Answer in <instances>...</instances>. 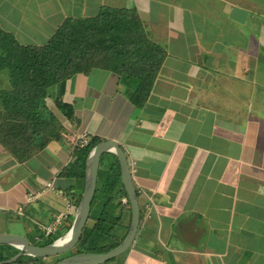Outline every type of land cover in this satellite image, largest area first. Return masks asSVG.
Returning a JSON list of instances; mask_svg holds the SVG:
<instances>
[{
  "label": "crops",
  "instance_id": "obj_1",
  "mask_svg": "<svg viewBox=\"0 0 264 264\" xmlns=\"http://www.w3.org/2000/svg\"><path fill=\"white\" fill-rule=\"evenodd\" d=\"M115 11L134 13L164 52L148 95L139 103L143 86L101 68L53 86L45 102L60 140L24 160L0 143V235L45 241L39 226L67 200L71 226L85 177L73 167L77 145L98 138L124 151L140 212L133 244L110 262L264 264V0H0V30L43 46L67 19ZM56 100L73 107V120ZM123 218L117 239L126 208Z\"/></svg>",
  "mask_w": 264,
  "mask_h": 264
},
{
  "label": "trees",
  "instance_id": "obj_2",
  "mask_svg": "<svg viewBox=\"0 0 264 264\" xmlns=\"http://www.w3.org/2000/svg\"><path fill=\"white\" fill-rule=\"evenodd\" d=\"M164 56V52L147 39L136 15L124 11L67 19L43 46L19 45L12 35L0 30V73L5 80L4 88H0V143L16 158L24 160L48 142L59 141L60 123L47 108L45 100L53 86L92 68L110 70L118 77L125 76L135 89L143 86L145 91L139 103L142 102ZM55 106L63 117L73 120L71 105L56 100ZM88 140L84 148L77 145L75 153L73 167L77 165L82 171L88 153L101 141L98 138ZM100 167L106 169L101 171L100 181L98 177L89 218L74 254L105 253L118 246L129 229L130 208L126 194L123 190L114 194L117 185L121 184L117 159L106 163L102 157ZM114 170H117L116 175ZM121 195L127 199L124 205L118 199ZM80 197L79 194L76 204ZM125 208L129 219L124 227L125 233L117 239V233L125 223ZM56 239L49 237L33 244L46 246ZM17 253L10 246L0 245V262L10 260ZM28 263L46 264L28 256H21L12 264Z\"/></svg>",
  "mask_w": 264,
  "mask_h": 264
},
{
  "label": "water",
  "instance_id": "obj_3",
  "mask_svg": "<svg viewBox=\"0 0 264 264\" xmlns=\"http://www.w3.org/2000/svg\"><path fill=\"white\" fill-rule=\"evenodd\" d=\"M108 153L113 154L117 159L120 168V181L129 202L130 224L125 238L118 246L105 253L72 254L52 264H105L120 257L129 250L134 242L140 221L137 192L132 181L130 166L124 151L114 141H100L90 150L86 157L83 191L77 205L74 220L66 234L46 246L31 244L26 237L21 235L2 234L0 235V245H9L18 250V253L13 258L4 263H14L21 256H28L35 259L54 258L65 255L75 248L89 218L91 203L96 191L100 160ZM67 236L69 238L65 243L58 244V242Z\"/></svg>",
  "mask_w": 264,
  "mask_h": 264
},
{
  "label": "built area",
  "instance_id": "obj_4",
  "mask_svg": "<svg viewBox=\"0 0 264 264\" xmlns=\"http://www.w3.org/2000/svg\"><path fill=\"white\" fill-rule=\"evenodd\" d=\"M88 142H89V140L87 138L80 139V142H78L79 148L86 147L88 145ZM47 188L48 189H53L51 184H48ZM59 193L61 194L62 192H59ZM36 197H37V194L28 195L26 197V199H25V202L26 203H30ZM122 202L124 204H126L127 203V199L123 198ZM23 208H24V205L19 206L18 209H17V212L19 214H22ZM72 208H73V205L71 204V202L69 200H67L66 201V210L65 211L55 214L53 216L52 221H51V223L49 225L39 226V230H40V234L41 235L39 237H36V240L40 241L42 238L47 239V238L52 237L53 235H56V234H59V233H60V235H59L58 238L64 236L66 234V232L68 231L67 230L65 232V229L70 227L67 224V222H68V217H69L68 214L72 210ZM28 264H31V263H28Z\"/></svg>",
  "mask_w": 264,
  "mask_h": 264
},
{
  "label": "rangeland",
  "instance_id": "obj_5",
  "mask_svg": "<svg viewBox=\"0 0 264 264\" xmlns=\"http://www.w3.org/2000/svg\"><path fill=\"white\" fill-rule=\"evenodd\" d=\"M99 181H100V175H99ZM76 252V250L75 249H72L70 252H68L67 254H65V255H62V256H58V257H54V258H50V259H47L46 260V264H52V263H54L55 261H57L58 259H61V258H63L64 256H68L69 254L70 255H72V254H74ZM124 255H126L125 253L123 254V257H124ZM122 257V256H121ZM119 257L118 258H116L115 259V261L117 262V261H119ZM121 259H123V258H121ZM115 262V263H116ZM114 262H107V263H105V264H113Z\"/></svg>",
  "mask_w": 264,
  "mask_h": 264
},
{
  "label": "bare ground",
  "instance_id": "obj_6",
  "mask_svg": "<svg viewBox=\"0 0 264 264\" xmlns=\"http://www.w3.org/2000/svg\"><path fill=\"white\" fill-rule=\"evenodd\" d=\"M69 236L65 237L63 240H61L60 242H58V244H63L68 240Z\"/></svg>",
  "mask_w": 264,
  "mask_h": 264
},
{
  "label": "flooded vegetation",
  "instance_id": "obj_7",
  "mask_svg": "<svg viewBox=\"0 0 264 264\" xmlns=\"http://www.w3.org/2000/svg\"><path fill=\"white\" fill-rule=\"evenodd\" d=\"M64 257H66V256H64ZM64 257H63V258H64ZM58 260H59V259H58Z\"/></svg>",
  "mask_w": 264,
  "mask_h": 264
}]
</instances>
